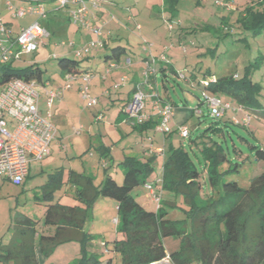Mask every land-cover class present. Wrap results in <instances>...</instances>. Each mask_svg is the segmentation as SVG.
Masks as SVG:
<instances>
[{"label":"rangeland","instance_id":"obj_1","mask_svg":"<svg viewBox=\"0 0 264 264\" xmlns=\"http://www.w3.org/2000/svg\"><path fill=\"white\" fill-rule=\"evenodd\" d=\"M5 1L0 0V16L7 15ZM10 1L13 6L18 3L15 0ZM233 1L235 0H178L172 6L175 9L171 10L167 3H163V0H99V6L104 8L107 21H111V27L113 26L111 32L118 39L117 42H113L109 38L107 40L110 43L109 47L123 46L126 49V55L131 59L129 64L125 63L113 72L117 76L123 74L126 78H131V75L135 73L137 75L133 78L141 79L140 70L144 67L142 58L151 53L155 57L154 65L156 66L157 56L164 52L174 71L186 73L194 71L199 77L201 72L209 69L211 73L219 75L225 65L229 73L235 71L242 73L243 67L253 58L258 55L264 57V35L248 38L245 43L236 42L234 35L218 38L219 35L216 32L203 30L207 23L218 28L220 20L224 22L223 24L232 22L237 6ZM23 4L27 3L23 2ZM43 5L47 18L40 21V24L49 31L50 37L45 39V45L40 44L35 52L22 55L21 60L15 62L12 67L22 69L34 65L44 72L43 79L53 84L60 78L58 59H55V56L59 55L61 58L66 55L72 59L73 51L89 46L91 42L96 41V36L93 32L74 25L69 19L68 10L62 9L57 1H49ZM242 6L239 5V9H242ZM34 21H36L35 16L27 15L15 19L13 23L17 27ZM169 25L173 27V30L168 29ZM108 32H110L108 29H103V36H106ZM69 42H73L75 46L69 47ZM103 50L101 44H97L96 51L91 48L88 55L83 54L77 60L88 56L90 59L81 61L80 65H89L100 71L105 66L100 58ZM107 52L110 53V49ZM262 74L264 75V64L260 71L252 73V78L264 86ZM104 77L107 78L105 82H101V79L96 77L89 83V93L98 99V104L92 108L86 107L85 100L73 82L70 83V89L65 92L64 98L54 101L49 120L56 128V137L50 147L51 154L40 162L30 164L29 177L20 186L13 185L0 177V243L3 245L8 243V234L12 231L17 215L23 214L36 220L42 218L45 205L48 203L45 200L47 191L42 186L52 174L62 171V179L66 182L59 191H55L53 202L62 205L71 204L75 193L74 185L67 182L70 171L90 176L95 186L101 183L107 173L120 185L123 182V172L116 164L125 158L124 152L131 153V147L134 149L136 158L141 162H145L147 158L143 150L151 145L164 149L166 154L171 146L172 148L182 147L199 172L198 180L201 185L199 198L203 199L205 195H210L211 187L204 172L208 161L204 158L202 143L218 138L208 131L205 132L212 123L205 107L200 108L202 117L190 115V110L203 98L201 91L196 87H189L171 73L164 82L165 89L161 83V75L157 74L155 85L157 95L176 103L175 106L171 104L175 117L168 127L173 131L177 124L185 122L191 133V139L194 140L189 142L188 139H181L178 132L165 138L164 133L158 132L156 127L145 132L135 130L133 125L137 124V121L128 119L125 114V101L128 97L125 91L131 84L120 83L121 80L118 79L117 83H120L124 89H114L110 86L112 75ZM95 85H99L104 92L110 91L111 94L105 96L101 90L96 92ZM153 87L152 75L143 90L144 93L149 94L155 91ZM3 89L4 87L0 86V91ZM39 93L41 111L45 113L43 92L39 90ZM262 95L264 96V90ZM260 100L264 105V100L261 98ZM182 102L186 103L187 109L183 108ZM150 103L151 99L148 98L144 104L145 109L149 108ZM250 128L254 129L256 140L248 137L244 130L235 127L233 130L249 143L257 144L264 149V121L252 118ZM202 134H204L203 137H201ZM240 137L232 133L231 138L227 137V142L222 143V147L229 161H243L239 172L230 174L226 179L234 180L240 187L246 188L252 176L264 173V164L255 162L252 151ZM233 143L235 146H232ZM234 149L241 152V158L234 157L236 154ZM129 153L126 155H131ZM162 162V158L157 156L153 170L148 173L145 182L152 184L154 191L161 195V203L167 218L189 230L190 221L186 213L188 205L183 197L162 190ZM226 168V165H223L218 170ZM157 179H160L161 183H156ZM154 183L158 185L155 186ZM131 196L145 209H157V203L148 194L144 185L136 187L131 192ZM199 204L205 203L199 202ZM118 216L116 202L100 197L85 220L84 230L92 238L91 244L85 248V253L98 255L99 264H106L108 259L106 249H111L113 240L121 237L117 232V226L113 223ZM163 245L169 254L176 252L180 249V238L167 237L163 239ZM35 252L39 264H71L74 259L82 256L79 244L74 242L57 246L47 256L41 254L37 246ZM112 259V264H121L118 255L113 256Z\"/></svg>","mask_w":264,"mask_h":264},{"label":"trees","instance_id":"obj_2","mask_svg":"<svg viewBox=\"0 0 264 264\" xmlns=\"http://www.w3.org/2000/svg\"><path fill=\"white\" fill-rule=\"evenodd\" d=\"M15 1L18 2L17 4L23 2L44 4L55 0ZM177 2L178 0H163V3H167L171 10L175 9L172 6ZM233 2L237 6L232 22L223 24L224 22L220 20L218 28L207 23L203 30L216 32L219 35L218 38L234 35L236 42L245 43L248 38L264 35V0ZM239 5H243L242 9H239ZM107 40L109 38L102 39L104 52L100 56L106 65L105 69L110 66L114 69L131 61L123 46L116 45L110 48ZM117 40L111 41L117 42ZM109 49L110 53L107 52ZM55 59H58L59 74L63 78L66 75L81 76L88 73L94 76L99 73L96 68H91L89 65H80L81 61L90 59L88 56L77 60L76 55L72 59L66 55L59 58L58 55ZM142 60L146 62L147 57H143ZM14 63L10 62L1 66L0 86L5 87L13 78L35 80L40 84L47 80L43 79L44 72L38 67L30 65L15 69L12 67ZM263 64L264 57L258 55L243 67L242 73L239 71L229 73L227 66L225 69L223 65L219 75L211 73L209 69L201 72L199 77L194 71H187V73L180 71L184 79L178 78L177 71L170 66L169 60L168 63L158 60L157 67L154 65L152 68L153 78L160 74L161 83L165 89L164 82L171 73L189 87L198 88L204 99L218 97L228 102L232 109H241L240 113L233 116L225 113V116L220 119L211 118L212 123L205 130L218 139L202 143V152L208 161L204 172L211 187L210 195H205L203 199L199 198L201 187L198 180L199 172L182 147L172 148L171 146L167 154L164 151L162 190L183 197L188 205L186 213L190 221L189 230L177 224L178 222L169 220L162 203L157 210H147L131 196V192L136 187L146 183V176L153 170L156 156L146 158L145 162L138 161L136 157H125L116 165L123 172V182L120 185L107 173L101 183L95 186L90 176L70 171L67 182L74 185L75 194L74 203L68 205L53 202L55 191H59L66 182L62 179V171L52 174L42 186L47 191L45 200L48 202L42 218L36 220L23 214L15 217L12 231L8 234V243L5 245L0 243V264H39L36 258V246L41 254L47 256L57 246L72 242L79 244L82 256L74 259L71 264H99L98 255L85 253V248L91 244L92 238L84 230V224L89 211L100 197L109 198L117 204L119 216L116 226L121 237L114 239L111 249L107 250L117 253L121 264H150L163 259L167 256L163 239L171 236L180 238V249L168 254L173 264H264V173L252 176L246 188L240 187L234 180H227V176L239 172L243 161H229L222 147V143H226L227 137L231 138L232 133L240 137L233 127L244 130L248 137L256 140L254 129L250 128V124L243 125L240 120L246 114L251 119L264 121V105L260 100V98L264 100L262 95L264 86L252 78V73L260 71ZM153 89L157 91L155 87ZM134 91L135 85L128 92L125 106L130 103ZM203 98L196 103L197 106L205 107ZM169 102L170 105H176L168 99L159 97L160 105L169 104ZM182 104L186 103L182 102ZM193 110L194 108L191 111L192 115L195 114ZM198 116L202 117L203 113L201 112ZM235 117L238 119L237 123L233 121ZM157 124L158 120L148 119L141 123L137 122L133 128L139 132H145L155 128ZM173 133H177V129L164 133V137H171ZM203 136L204 134L201 135ZM240 138L252 151L255 162L264 164V149L257 144L249 143L243 137ZM186 139L189 142L194 141L191 139V133ZM232 146H235L234 143ZM236 150L234 149L236 153L234 157L241 158V152ZM223 165L227 168L219 171L218 169ZM204 183L206 184V181ZM198 200L205 204L200 205ZM106 264H110V260Z\"/></svg>","mask_w":264,"mask_h":264},{"label":"built area","instance_id":"obj_3","mask_svg":"<svg viewBox=\"0 0 264 264\" xmlns=\"http://www.w3.org/2000/svg\"><path fill=\"white\" fill-rule=\"evenodd\" d=\"M41 1V0H36ZM61 8L68 10L70 21L79 28L87 29L96 36V41L91 42L89 46L73 51L74 55L81 57L83 54H89L91 48L97 50V44H101L103 36L104 23L100 25L94 23L92 17L89 18L90 10H96L99 7V0H55ZM8 12L14 18H23L27 15L36 17V21L20 29L19 33L13 35L6 27L7 25L0 19V68L10 62H18L22 55L30 54L38 49L44 40L50 37L49 31L40 24V21L47 18V12L43 4H27L23 7L13 6L10 0L5 3ZM96 18V17H95ZM139 29V27H137ZM168 29H172L169 25ZM64 44V43H62ZM69 47H74L73 42L68 43ZM90 47V48H88ZM144 52H147L144 50ZM157 60L168 63L164 54H160ZM144 68L141 71V82L135 86L130 103L125 106V114L128 119L136 120L138 123L148 120L144 112L145 102L151 99L150 105L156 112L158 124L156 130L159 132H170L168 123L173 117V107L170 104H159V97L155 91L149 94L144 93V87L147 86L150 76L153 74V65L155 57L149 53ZM113 68L110 66L108 70ZM179 79H184L182 72L177 71ZM92 76L88 73L75 76L66 75L63 83L58 90H54L49 81L40 84L35 80H23L13 78L0 91V177L11 182L13 185L20 186L29 174L30 164L40 162L50 155V145L56 136V128L50 122L51 110L55 100L62 98V94L70 89V83L76 80L80 81L79 94L86 102V107L92 108L98 104V99L93 97L89 92V83ZM127 78L122 77L124 82ZM120 83L113 85L114 89L121 87ZM43 92L45 113L39 109L41 95ZM204 99V98H203ZM204 106L207 109L208 116L213 119H220L225 113L232 110L234 114L241 112L240 108L232 109L228 102L222 101L218 97L204 99ZM202 104V105H203ZM200 106H195L193 112L201 114ZM235 123L238 119L233 118ZM240 122L248 126L251 117L244 114ZM179 137L186 139L189 135L188 128L185 125L177 129ZM149 154H155L159 157L164 156V149L153 148L149 146ZM157 179L156 183H159ZM162 182V179H161ZM160 182V183H161ZM154 183V185H158ZM152 184L145 183L144 188L157 203V209L161 206L160 194L152 188ZM156 209V210H157ZM113 223L117 225L118 220L115 218ZM106 252L109 251L106 249ZM150 264H173L171 259L164 256L163 259Z\"/></svg>","mask_w":264,"mask_h":264},{"label":"crops","instance_id":"obj_4","mask_svg":"<svg viewBox=\"0 0 264 264\" xmlns=\"http://www.w3.org/2000/svg\"><path fill=\"white\" fill-rule=\"evenodd\" d=\"M5 3H6V1H5ZM27 5V4H26ZM25 4H23V3H20V4H16L15 6L16 7H23V6H26ZM90 17H92L93 19H94V23H96L97 25H100L102 22L104 23V29L106 28V29H108L110 32H108L107 33V35L106 36H102L103 38L102 39H104V40H106L107 38H110V41L111 40H115V39H117V38H115L114 36H113V34H112V32H111V30H112V28H113V26L111 27V21H107V17H106V13H105V11H104V8L102 7V6H99L96 10H90V13H89V18ZM96 17V18H95ZM0 19L7 25L6 27L11 31V33L13 34V35H16V34H18L19 33V31H20V29L21 28H23V27H25V26H27V25H25V26H14V23H13V21L15 20V19H17V18H14V17H12V15H11V13L10 12H8L7 11V15H2L1 14V16H0ZM29 25V24H28ZM109 42V41H108ZM72 54H73V52H72ZM131 62V61H130ZM129 62V63H130ZM128 63V64H129ZM127 64V63H126ZM106 66V65H105ZM105 66L103 67V69L102 70H98L97 68V72H99L98 74H96V75H94V76H92V78L91 79H93V78H100L101 79V82H105L106 80H107V78L106 77H103L102 75H107V76H111L112 75V83H111V87L114 85V84H116L117 82H118V79L120 80L122 77H125V75H120V76H117L116 75V73H114L113 72V70L114 69H117V68H119V67H122V65L121 66H119V67H114V69H110V70H108V69H105ZM105 71V73L103 74V72ZM142 71V69L140 70V72ZM100 72H102V73H100ZM139 74V73H138ZM141 74V73H140ZM137 74H132L131 75V78L129 77H127V79L124 81V82H127V83H129V84H131V86L129 87V88H127L126 89V91L125 92H127V96H128V92L133 88V86L135 85H138V84H140V82H141V79H134L133 77H135ZM141 76V75H140ZM92 81V80H91ZM153 81H154V87H155V85H156V81H157V76H154V78H153ZM62 83H63V77L62 76H60V78H59V81H56V82H53V84H51L52 85V87H53V89L54 90H58L59 88H60V86L62 85ZM73 83L75 84L74 86H76L77 87V90L79 91V85H80V81L79 80H76V81H74L73 80ZM122 90V89H124V88H122V86L120 87V88H118V90ZM144 89H145V87H144ZM95 90H96V92H98L99 90H101L102 91V89L100 88V86L99 85H95ZM102 93H104L105 94V96H109L111 93H110V91H105L104 92V90L102 91ZM64 94H65V92L62 94V98L61 99H63L64 98ZM128 98V97H127ZM43 100H44V98H43ZM60 100V99H59ZM40 102H41V100H40ZM44 103V102H43ZM184 107V109L186 108V106L184 105V104H182ZM44 106V105H43ZM45 107V106H44ZM39 109L41 110V106L39 105ZM187 109V108H186ZM191 111H192V109L190 110V115H192V113H191ZM144 112L147 114V116H148V119H152V120H154V118H156V120H157V116H156V112L152 109V106L150 105L149 106V108L148 109H144ZM238 113H240V111L238 112ZM42 114H44L43 112H42ZM226 115H228V116H233L234 115V112L232 111V110H229V111H227L226 112ZM174 115H173V117L171 118V120L169 121V123L168 124H170L171 123V121H172V119H174ZM182 125H185L186 126V124H185V122H181V123H179V124H177L176 126H175V129H178V127L179 126H182ZM169 130L171 131V129L169 128ZM174 131V130H173ZM56 137V136H55ZM55 140V139H54ZM54 140L52 141V143H51V145L53 144V142H54ZM51 145H50V147H51ZM153 146V145H152ZM153 148H156V147H154L153 146ZM157 148H159V147H157ZM131 149V153H129V151H127V152H124L123 153V157H136L135 156V154L133 153V151H134V149H133V147H131L130 148ZM129 149V150H130ZM148 149H149V147H147V148H145L144 150H143V153H144V155L145 156H147V158L148 157H150V156H152V155H154V156H156L157 157V155H155V154H149L148 153ZM131 154V155H126V154ZM50 154H51V151H50ZM160 158V157H159ZM162 159L164 158V157H161ZM118 164V163H117ZM116 164V165H117ZM29 173H30V169H29ZM28 177H29V174H28ZM97 202V201H96ZM73 203H74V201H73ZM73 243V242H72ZM75 243V242H74ZM166 254L168 255L169 253L166 251ZM108 259L106 260V262L108 261V260H110V264H112V261H113V256H115V255H118L117 253H114V252H112V251H110L108 254ZM119 256V255H118ZM120 259V258H119Z\"/></svg>","mask_w":264,"mask_h":264}]
</instances>
